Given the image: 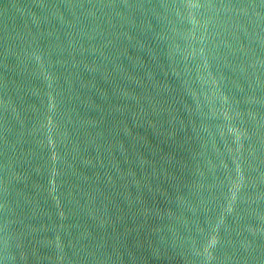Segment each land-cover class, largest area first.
<instances>
[{"label": "water", "instance_id": "1", "mask_svg": "<svg viewBox=\"0 0 264 264\" xmlns=\"http://www.w3.org/2000/svg\"><path fill=\"white\" fill-rule=\"evenodd\" d=\"M0 264H264V0H0Z\"/></svg>", "mask_w": 264, "mask_h": 264}]
</instances>
